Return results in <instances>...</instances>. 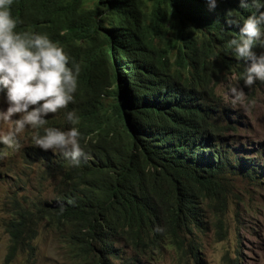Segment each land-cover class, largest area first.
<instances>
[{
    "label": "trees",
    "instance_id": "1",
    "mask_svg": "<svg viewBox=\"0 0 264 264\" xmlns=\"http://www.w3.org/2000/svg\"><path fill=\"white\" fill-rule=\"evenodd\" d=\"M10 9L17 29L47 35L80 65L74 102L45 126L66 127L75 110L87 160L73 166L30 138L23 156L51 185L11 199L5 260L32 263L44 230L66 264H160L166 248L203 264L195 233L224 231L232 181L263 170L241 157L213 104L222 74L245 86L250 61L238 66L228 43L255 9L239 0L214 9L207 0H15Z\"/></svg>",
    "mask_w": 264,
    "mask_h": 264
},
{
    "label": "clouds",
    "instance_id": "2",
    "mask_svg": "<svg viewBox=\"0 0 264 264\" xmlns=\"http://www.w3.org/2000/svg\"><path fill=\"white\" fill-rule=\"evenodd\" d=\"M14 1L0 0V92L6 94L5 98L0 94V100L3 104L8 103L6 110L0 109V121L11 122L13 125L11 129L0 134V143L18 151L21 145L17 136L27 127L29 131L28 145L24 148L30 146L29 140L32 137L34 146L45 151L59 153L65 158H69L73 166L79 167L82 157L85 161L87 160V153L80 144L81 133L75 126L79 124V117L75 110L67 112L66 118L69 123L66 127H47L45 125L51 114H56L74 102L77 78L81 70L80 65L75 62L70 65L69 55L47 35L17 29L18 21L10 9ZM207 2L210 9L216 7L217 0H207ZM239 3L241 8L251 7L255 11L243 19L238 36L229 41L228 47L233 51V58L238 66L243 60L250 61L243 80L244 85L251 88L257 80L264 82V51L259 55L254 51L258 46L264 49V0H239ZM228 16H232L231 12L228 13ZM236 22V20H228L229 24ZM216 87L217 85L213 89L215 92ZM229 89L232 105L235 106L239 103L243 106L245 99L243 89L234 85H229ZM213 104L215 105L214 99ZM15 114H19L18 119H13ZM230 135L236 142H239L232 134V130ZM239 143L246 149L241 154L243 157L242 155H245L248 149L245 147L246 144ZM23 151L22 158L29 165L34 166L38 174L39 164L30 163L29 159L25 157V153L23 156ZM256 154L259 155L258 152ZM259 166L263 168V166ZM262 171L258 170L259 173ZM254 172L249 171L248 176L250 177V174ZM36 186L39 189L43 186L40 178ZM156 231L163 232L164 229L157 227ZM172 250L174 251V249ZM21 256L25 262L31 263L25 259L24 255ZM234 258L230 261L235 260ZM236 262L237 260H235Z\"/></svg>",
    "mask_w": 264,
    "mask_h": 264
},
{
    "label": "rangeland",
    "instance_id": "3",
    "mask_svg": "<svg viewBox=\"0 0 264 264\" xmlns=\"http://www.w3.org/2000/svg\"><path fill=\"white\" fill-rule=\"evenodd\" d=\"M218 82L213 99L219 115L232 127L236 140L246 144L248 151L242 156L253 159L254 164L264 168V82L249 88L240 85L233 76L226 73L218 77ZM229 85L243 89V106L239 103L232 105ZM7 107L8 103L3 104L0 100V109L6 110ZM222 110L226 111V117L221 114ZM18 118L19 114L13 116V119ZM12 127L11 122L0 121V134ZM28 137L26 127L17 136L21 145L18 151L0 143V264H66L55 236L47 231H40L35 240L37 253L33 263L25 262L21 255L5 260V222L7 212L12 208L11 199L15 198L18 203L19 195L27 191L36 192L34 187L39 180L37 169L22 158ZM257 152L258 156L255 155ZM232 185L234 197L229 206L224 231L215 232L210 225L203 233H195L203 264H227L223 257L229 260L236 257L237 264H264V169L260 173L255 170L250 178L237 177ZM43 186L46 188L42 190L47 194L50 182ZM160 263L193 264L191 260L179 258L172 249L162 252Z\"/></svg>",
    "mask_w": 264,
    "mask_h": 264
}]
</instances>
